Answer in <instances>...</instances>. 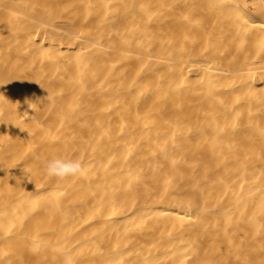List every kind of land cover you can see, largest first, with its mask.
<instances>
[{
    "label": "bare ground",
    "instance_id": "1",
    "mask_svg": "<svg viewBox=\"0 0 264 264\" xmlns=\"http://www.w3.org/2000/svg\"><path fill=\"white\" fill-rule=\"evenodd\" d=\"M0 264H264V0H0Z\"/></svg>",
    "mask_w": 264,
    "mask_h": 264
},
{
    "label": "clouds",
    "instance_id": "2",
    "mask_svg": "<svg viewBox=\"0 0 264 264\" xmlns=\"http://www.w3.org/2000/svg\"><path fill=\"white\" fill-rule=\"evenodd\" d=\"M44 168L49 176L57 178L83 175L85 168L80 161L53 158L44 162Z\"/></svg>",
    "mask_w": 264,
    "mask_h": 264
}]
</instances>
